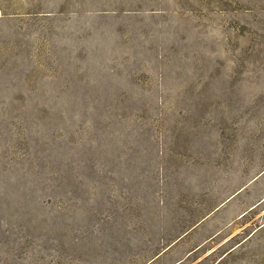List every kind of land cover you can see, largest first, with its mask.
<instances>
[{"label": "rangeland", "instance_id": "rangeland-1", "mask_svg": "<svg viewBox=\"0 0 264 264\" xmlns=\"http://www.w3.org/2000/svg\"><path fill=\"white\" fill-rule=\"evenodd\" d=\"M0 264H264V0H0Z\"/></svg>", "mask_w": 264, "mask_h": 264}]
</instances>
